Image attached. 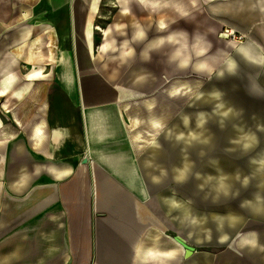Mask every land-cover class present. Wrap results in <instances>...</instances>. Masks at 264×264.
I'll return each mask as SVG.
<instances>
[{
    "label": "crops",
    "instance_id": "1",
    "mask_svg": "<svg viewBox=\"0 0 264 264\" xmlns=\"http://www.w3.org/2000/svg\"><path fill=\"white\" fill-rule=\"evenodd\" d=\"M102 1L0 0V62L14 53L19 71H14L11 60L0 65L4 115H0V264H145L149 248L154 255L147 264H264V224L245 223L247 217L264 219V203L257 202L264 196V187L253 193L251 205L237 212L239 216L231 213L207 235L192 231L194 243L227 246L225 253L214 256L199 251L186 256L189 238L183 209L169 216L167 207L177 204V197L160 192L165 171L161 163L166 157L174 190L182 188L175 179L180 169L177 136L171 132L164 141L163 132L157 134L153 128V121H162L154 98L155 75L146 72L145 80L152 78V85H147V100L139 104V97H146L137 90L143 68H135L130 90L122 91L106 71L116 51L99 58L95 39L101 46L105 36L88 31L90 23L107 27L115 44L123 36L117 44L119 48L125 44L120 62L129 64L137 55L134 46L145 43H133V7L138 4L126 0L124 11L113 0V20L101 12ZM108 18L113 22H106ZM116 21L125 22L122 33L110 26ZM18 25L29 28L27 40L20 38V29L11 30ZM147 48L140 53L147 51L150 59L155 50ZM143 54L140 57L146 61ZM234 56L241 67L234 73L226 67L214 84L225 87V94L235 99V119L245 121L260 147L264 145V89L255 94L245 83L251 78L264 86V68ZM32 63L42 65L32 72ZM18 74H27L19 88ZM53 85L59 91L49 98ZM156 136L160 148L153 150ZM157 151L162 158L156 157ZM247 152L239 151V156ZM246 165L264 182V163ZM154 176L160 177L159 183ZM169 231L176 232V238ZM252 241L257 242L255 247ZM138 242L143 245L139 252L134 247Z\"/></svg>",
    "mask_w": 264,
    "mask_h": 264
},
{
    "label": "rangeland",
    "instance_id": "2",
    "mask_svg": "<svg viewBox=\"0 0 264 264\" xmlns=\"http://www.w3.org/2000/svg\"><path fill=\"white\" fill-rule=\"evenodd\" d=\"M136 3L138 5L133 7L136 17L133 20L138 21L144 28L146 32L145 44L133 45L137 55L127 65L120 62V52H117V50L113 57L110 58L111 64L106 67V71L111 72L112 82L116 83L122 91L128 88L130 90L131 79L136 76L134 70L137 67H144L142 74H144L143 77L145 78L148 71L155 75L152 82L154 85L158 82V86H156L154 98L156 99V105L160 104V114L165 125L162 131L163 137H169L171 132L172 134L175 133L176 136L180 133L185 134V140L178 141L180 168H183L185 164L190 167L189 178L185 182L180 183L181 191L179 192L177 189L175 191V180L171 175L169 161L166 157L161 163L165 170L162 172L166 174L162 175L165 178L162 177L164 185L160 192L166 193L168 196L177 197L176 202L179 206L169 205L167 207L169 216H175L177 211L180 212L183 209L185 235L189 238H186L185 245L192 249V254L188 258L199 251L214 256H221L228 250L227 246L216 245L214 247L205 246L202 243H194L191 240L192 231H201L202 234L206 233L207 235L213 230L216 223L230 217L231 213L233 217L239 216L237 212L245 209L247 205L245 202H251L254 198L253 193L264 187V182L257 180L258 176L251 167L246 165L264 163V145L259 147L256 141L252 142L248 139L252 129L244 125L245 121L241 122L235 119L237 116V109L235 108L237 102L232 98V95L225 94V87L214 84V78H216V73L226 70L224 65L229 58L233 59L235 69L241 67L234 56L239 53L236 49L228 46L229 41L235 42V47L241 45L255 47L263 56V64L258 65L264 68V0H136ZM101 4V12L109 18H113L116 11L113 0H103ZM116 4L121 10V5L117 0ZM146 11L148 14H146ZM182 11L187 12L188 15L182 18ZM162 18L166 21L165 23L168 27L160 31L158 24ZM113 20L106 22H113ZM115 23L125 22L116 21L110 26L113 27ZM22 26L11 27V30H18ZM228 29H234L236 33L231 35L230 38H223V34ZM180 30L188 33V45L193 43L196 35L203 37L201 41L206 44L207 48L209 44L211 45L205 54V58L213 61L216 65L215 73L211 77L207 73H198L191 70L190 67L192 66L187 69H180L176 66V62L167 61L170 53L169 46L167 49H164V47L162 50L154 49L155 52L152 57L146 61L140 57V49H145L147 45L150 46L157 36H164L170 32ZM97 31L100 35H103L101 31ZM129 34L130 32H126L127 36ZM122 38L123 36H118L117 40L120 41ZM117 40L116 45L121 43ZM94 44L98 45L96 51H94L98 56L99 38L95 39ZM239 55L241 59L250 63L242 54ZM2 62H0V65ZM16 67L18 68V64L15 69ZM36 67H31L30 70L33 72ZM17 73H19L18 70ZM251 74L254 75L253 72ZM18 75L19 80L18 78L16 79L18 83H16V86L19 88L24 83L23 81H25L27 74ZM42 75H47V73ZM53 77L51 78L52 80L54 79ZM247 80L245 86L249 87L252 93L257 94L264 89L260 82H255L251 78ZM210 82H213V84H210ZM137 83L139 84L137 90L140 92L138 93L146 96L148 94V92L146 93L147 85L151 86V81L145 80L143 83L139 81ZM209 84L210 86H208ZM172 87L177 89L174 93H169ZM57 91H59V88L56 85L51 86L48 92L49 98L51 94ZM217 92L220 93L219 97L214 94ZM146 100L147 96H141L138 99V103L143 104ZM12 103L14 104L15 102ZM138 103L135 102V104ZM229 108L232 109L230 113L228 112ZM201 112L205 114L207 122L203 127H197L198 117ZM225 112L228 113L227 116L224 115ZM0 115L4 116L1 111ZM186 119L187 123L185 122ZM254 121L252 118L249 122L253 124ZM216 124H219L220 128ZM253 130L259 131L260 127H255ZM192 132L202 133L201 139H208V143L203 144L198 141L189 143L188 134ZM261 137L264 140V133ZM166 139L164 137V141ZM155 142L157 147H154L153 150L160 148L159 137L156 136ZM245 143H251L252 146L247 149L248 154L242 158L239 156V151L245 150ZM152 146L154 145L152 144ZM164 146L166 148L165 144ZM157 153L156 157L162 158V154L158 151ZM165 156H168V154L165 153ZM221 175L229 177L228 183L232 186L231 194L228 197L221 196L219 199H214L215 193L212 188L216 183V178ZM245 177L249 180L247 186L242 183ZM257 202L264 203V196ZM230 209L232 210L230 211ZM245 223L262 225L264 224V219L255 220L247 217ZM245 227L240 228L237 233L241 232ZM168 235L171 238H176V232L174 231H169ZM170 241H173V239H170ZM185 249L187 250L186 247Z\"/></svg>",
    "mask_w": 264,
    "mask_h": 264
},
{
    "label": "clouds",
    "instance_id": "3",
    "mask_svg": "<svg viewBox=\"0 0 264 264\" xmlns=\"http://www.w3.org/2000/svg\"><path fill=\"white\" fill-rule=\"evenodd\" d=\"M188 13L187 12H181V17H185L187 16ZM168 27V25L165 23L164 19H160L159 24H158V29L160 31L165 30ZM181 37L183 38L185 41H187L188 39V33L184 30H180L177 32H173L169 35H167L166 37H162L159 39H156L155 41L152 42V44L149 46L151 49H158L161 46H163L164 44L168 43V44H179L180 41L177 39V37ZM146 38V32L141 29L138 31V33L133 37L134 40H139V41H143ZM203 39V37L196 35L194 38V43H192L190 46L185 43L183 45H181L180 47L176 48L175 51L172 53V55L170 56V62H176L178 68L180 69H186L189 66L193 67V70L196 72H201V71H206L207 74L209 75V77L212 76L213 73H215V69L210 66L206 61H201L199 63L193 64V56L196 57H201L204 56L206 51L208 50V48H210V44L208 45V48H204L201 47V40ZM133 51L130 50V54H132ZM144 57L145 59H148V53L147 51L144 52ZM234 69H235V65L232 64L229 68H228V72L229 73H234ZM218 76H223L224 73L220 72V73H216ZM145 77L141 76L140 80H144ZM215 95H217V97H219L220 93H214ZM229 112L232 111L231 108H229L228 110ZM225 116L228 115L227 112L224 113ZM185 122L187 123V119L185 120ZM207 120L205 118V114L203 112H201L199 114L198 117V122H197V127H203L204 124H206ZM153 128L158 130L157 134H159L160 132H162L165 128V125L163 124L162 121L159 120H155L153 121ZM203 134H197L195 132L189 133V140L188 142L190 143L191 141H198L200 143L203 144H207L208 143V139H201V136ZM177 140L181 141V140H185V134L184 133H180L177 135ZM248 139L252 142L256 141V137L255 134H249L248 135ZM252 146L251 143H245L244 144V149L247 150L248 148H250ZM189 173H190V167L185 164L183 168L177 169V175L175 177L177 182H185L188 178H189ZM166 173L162 172L161 175H165ZM239 178V177H237ZM153 181L156 183L160 182V177L158 176H154L152 177ZM228 179L229 177L227 175H221L218 178H216V183L213 185L212 191L215 193V197L214 199H219L221 196L224 197H228L231 194V184L228 183ZM244 186H247L249 184V180L247 177H245L242 181ZM260 198L257 197V200H259ZM246 204H248L249 206L251 205V202L246 201ZM174 206L178 207L179 205L176 204L174 202ZM243 206V205H242ZM257 213H259L261 211V209H256ZM256 241H252L251 245L252 247L256 246ZM135 247V250H139L140 248L143 247L142 243L138 242ZM154 255V251L152 249H148L146 254H145V264H147V261L149 258H151Z\"/></svg>",
    "mask_w": 264,
    "mask_h": 264
},
{
    "label": "bare ground",
    "instance_id": "4",
    "mask_svg": "<svg viewBox=\"0 0 264 264\" xmlns=\"http://www.w3.org/2000/svg\"><path fill=\"white\" fill-rule=\"evenodd\" d=\"M120 4L123 6V10L124 11H127L128 10V7L126 8V7H124L125 5H127V3H126V0H120ZM95 5V4H94ZM126 15V14H125ZM166 22V21H165ZM142 24V23H141ZM115 27V29L117 30V32L118 33H122V28H123V24L122 23H115V25H114ZM157 27V26H156ZM91 29H93V30H99V31H101L102 33H103V36H105V43L103 44V45H101V46H99L98 47V52H99V54H98V56H99V58L100 57H103L104 55H103V53H107V51H109V53L110 52H112V53H114V51H117V52H119L120 51V54H121V56H122V54H123V49H124V47H125V44L123 43L121 46V48H119V46H117L116 44H115V40L114 39H112V37H113V31H111V30H109V29H102L99 25H97V27H94V26H92V24L90 23L89 25H88V31H90ZM141 29H143L144 30V28L142 27V25H140V23L138 22V21H136V20H134L133 21V37L138 33V31L139 30H141ZM28 30H29V28L27 27V26H22L21 28H20V34H21V39L22 40H27L28 38H26L27 36H28ZM128 30V29H127ZM168 31V30H167ZM117 32H115V33H117ZM163 33V32H162ZM166 33V32H165ZM168 33V32H167ZM171 33H173V32H170L169 34H171ZM236 32H235V30L234 29H228L227 31H225V33L223 34V38H230V36L231 35H234ZM169 34H166V35H161L160 37H156L153 41H155L156 39H159V38H162V37H166L167 35H169ZM91 37V36H90ZM127 37V36H126ZM125 38V37H124ZM128 38V37H127ZM222 38V39H223ZM91 39V38H90ZM89 39V40H90ZM177 39L180 41V43L179 44H168V43H166V44H164L163 46H161L160 48H158L157 50H162V48L164 47V49H167V47L169 46V50H170V53H169V56H168V60L167 61H170V56L172 55V53L175 51V49L176 48H178V47H180L181 45H183V44H185V43H187L188 44V39H187V41H185L183 38H181V37H177ZM50 40V39H49ZM20 41V40H19ZM118 41V40H117ZM15 42H18V41H15ZM134 42H137V43H140L141 41H139V40H134ZM133 42V43H134ZM117 43V42H116ZM193 43H194V41H193ZM145 44V43H144ZM190 44H192V43H190ZM140 45V44H139ZM190 46V45H189ZM229 47H232V48H234V49H236L237 50V52L239 53V54H242L243 55V57L247 60V61H249L250 63H253V64H256V65H258V64H260V65H262L263 64V56L258 52V50L255 48V47H253V46H250V45H241V46H236L235 47V42H231V41H229V45H228ZM201 47H204V48H207V46H206V44L204 43V42H202L201 41ZM150 49V48H149ZM149 49H148V51H149ZM90 50H91V47H90ZM152 50H154V49H152ZM88 52H90L89 51V49H88ZM168 52V51H167ZM116 53V52H115ZM11 55L8 57V59H5V62H10V60L13 62V64L16 66L17 64H18V59H17V56H16V54H14V53H10ZM18 54V53H17ZM90 54H91V52H90ZM140 54H143V53H140ZM206 54V53H205ZM103 55V56H102ZM135 55V54H134ZM194 57V56H193ZM93 58V57H92ZM134 58H135V56H134ZM234 58V57H233ZM125 59V58H124ZM118 60V59H117ZM120 60V59H119ZM118 60V61H119ZM130 60V59H129ZM133 60V59H132ZM148 60V59H147ZM59 61H60V59H59ZM123 61V60H122ZM139 61V60H138ZM201 61H206L210 66H212L214 69H216V65H215V63H213V61H211V60H209L208 58H205V55L204 56H201V57H196L195 56V58L193 59V64H196V63H199V62H201ZM5 62H3V64L5 63ZM114 62H116V61H114ZM113 62V63H114ZM129 63V62H128ZM2 64V65H3ZM232 64H234V61H233V59L232 58H229L227 61H226V63H225V68L227 67V69L232 65ZM41 64H37V63H32V67H35V66H40ZM235 65V64H234ZM108 66V65H107ZM176 66H177V63H176ZM178 67V66H177ZM190 67V66H189ZM143 69L142 70H144V67H142ZM17 69V68H16ZM16 69H14V71L16 70ZM187 69V68H186ZM190 69L191 70H193V67H190ZM137 70V69H136ZM172 71V70H171ZM194 71V70H193ZM145 72V71H144ZM149 73H151V72H149ZM169 73V72H168ZM198 73H207L206 71H201V72H198ZM38 73H36V75H37ZM153 74V73H152ZM151 75V74H150ZM140 78V77H139ZM152 79V78H151ZM150 79V80H151ZM143 81H145V79L144 80H142L141 82L143 83ZM152 81V80H151ZM152 83V82H151ZM149 85V84H148ZM124 86V85H123ZM145 88V87H144ZM116 89V88H115ZM176 87H172L171 89H170V91H169V93H174L175 91H176ZM118 90V89H117ZM9 114V113H8ZM9 116V115H8ZM134 122V121H133ZM38 131H40V129H38ZM18 137V136H17ZM137 138V137H136ZM151 139V138H150ZM9 142V141H8ZM11 142V141H10ZM152 144H155V141L154 140H152V142H151ZM1 144V143H0ZM0 174H1V171H0ZM155 231V230H154ZM146 236H147V234H146ZM158 248H160V247H158ZM174 248V247H173ZM186 248H187V250L185 249V254H186V256L187 257H189V255H191L192 253H191V248H189V247H187L186 246ZM139 251H141V250H139ZM138 251V252H139ZM173 251V250H172ZM137 255H138V253H137ZM175 256V255H174Z\"/></svg>",
    "mask_w": 264,
    "mask_h": 264
}]
</instances>
